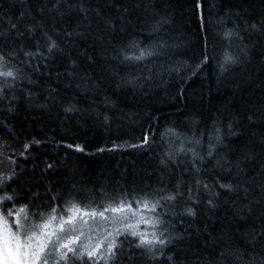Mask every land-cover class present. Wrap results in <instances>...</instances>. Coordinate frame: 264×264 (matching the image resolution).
<instances>
[{
    "label": "snow or ice",
    "instance_id": "6c2138e0",
    "mask_svg": "<svg viewBox=\"0 0 264 264\" xmlns=\"http://www.w3.org/2000/svg\"><path fill=\"white\" fill-rule=\"evenodd\" d=\"M46 3L45 6H38L35 12L31 9L21 11L13 19L9 13L15 4L9 3L6 8L5 0H0V131L7 134V137H0V264H182L176 249L180 244H189L192 233L188 228L179 231L177 224L183 225L189 217L193 220L198 218L202 207L212 211L222 203L229 205L234 215L246 223L253 205L257 203L249 201L241 204L242 200H248L253 194L256 185L255 177L248 178L246 165L256 157L244 151L234 159L230 158V144L225 143L226 137L241 135L235 129L240 127L244 118L238 115H217L203 129H189L191 134L179 131L175 126L166 127L162 132L154 130L151 121L156 118H149L147 129L142 128L140 136L136 138L138 142L124 144L143 152L163 145L157 159L161 173H166L168 180L165 181L161 175L156 187L117 184L111 191L102 190L85 202L77 199L81 190L75 185L55 194L49 185L48 190L41 194L32 189L39 187L43 181L24 179L21 182V177L29 171L20 164L21 158L32 161L33 177L41 163L44 165L40 170L43 174L49 170L55 171L60 162L55 157L40 158V150L52 138L19 139L11 123V118L19 111L18 101L23 99L30 106L41 108L59 103L66 115L81 111L77 107L78 101H68L65 106L64 101L58 99L59 92L55 88L45 89L48 95L44 104H35L39 94L32 91V86H39V83L32 76L44 75L41 69H46L51 77L50 65L55 63L59 67V63H62L65 70L55 74L57 81L64 77L79 81L75 87L85 94L101 91V81L94 80L87 71H80L81 60L96 63V58L89 55L88 48L79 50L77 43L85 37V31L81 28L91 31V21L87 26L72 27L68 24L58 27L53 13L63 21L66 15L61 11L63 2L57 0L51 8ZM67 10L78 11L85 19L93 11L101 17L104 31H99L98 26L97 30L91 31V35L93 43L102 48L99 55L105 65L117 61L128 68H141L166 54L165 42L146 43L128 34L130 22L126 20L127 8L123 9L121 15L112 17L91 8L89 0H80L77 5L68 4ZM194 12L198 16L202 35L199 57L193 62L177 61L170 68L161 66L163 72L176 73L182 81L203 72L210 60L215 58L209 55L210 41L207 35L213 22L204 14L203 0H194ZM45 13L51 18V23ZM225 17L231 20L232 28H224V17L215 21V25L222 29V33L217 34L222 35L229 44L233 39L243 41L241 30L264 32V21L250 23L243 20L241 12L228 9ZM163 23L167 21H156L151 26V33H158ZM105 35L110 37L107 41ZM116 37L121 38L113 43ZM242 51L246 53V48ZM238 63H241L240 56L225 50L218 68L223 73ZM112 76L118 88H135L142 86L141 81L152 79L153 73L149 71L145 76L134 75L131 71L127 75L113 72ZM181 95L183 91H178L177 96ZM103 104L105 108L109 105L115 107L107 96ZM96 114L105 123L110 121L108 115L101 112ZM253 115H248L246 119L251 122ZM199 123L193 121L194 125ZM157 135L160 144L157 143ZM61 146L74 148L79 153L85 151V146L76 143H57L58 148ZM118 147L120 145L114 144L113 148L102 147L97 152L113 151ZM33 149L36 155H33ZM221 152L229 154L220 155ZM14 184L17 187L13 188ZM258 187L264 192V185ZM25 192L28 194L25 195ZM222 195L232 199L221 201ZM21 200L27 203H20ZM203 232L207 233L206 245L209 241L217 243V238L208 231L207 225ZM196 235H201V229H196ZM230 241L229 235L227 246L221 248L217 259H198L197 264H264V225L259 231L252 228L245 233V251L233 247Z\"/></svg>",
    "mask_w": 264,
    "mask_h": 264
},
{
    "label": "trees",
    "instance_id": "16d2710c",
    "mask_svg": "<svg viewBox=\"0 0 264 264\" xmlns=\"http://www.w3.org/2000/svg\"><path fill=\"white\" fill-rule=\"evenodd\" d=\"M56 2L57 0H48L47 3L46 0H5V7L7 8L9 3L15 4L9 13L15 19L21 11L31 9L35 12L38 6H45V3L51 8ZM62 2L61 11L66 13L63 21L58 14L53 13L58 27L68 24L72 27L87 26L90 20L91 31L97 30L98 26L99 31H104L101 17H98L95 11L89 13L88 19L78 11L68 12V4L77 5L80 0H62ZM203 4L205 16L213 22L207 35L210 41L209 55L215 58L210 60L203 72L182 81L176 73L163 72L161 66L170 68L177 61L193 62L199 57L202 50V35L198 16L194 12V0H89V6L100 10L102 15L117 17L127 8L126 20L130 22L128 34L146 43L165 42L166 54L141 68H128L117 61L105 65L104 59L99 55L102 52L101 46L93 43L91 31L81 28L85 31V37L77 42L79 50L88 48L89 55L96 58V63L89 64L81 60L80 71H87L94 80L101 81V91L85 94L75 87L79 81H72L67 77L57 81L55 74L65 70V65L58 60L59 67L55 63L50 65L51 77L48 76L46 69H41L44 75L32 76V79L39 83V86H32V91L39 94L34 103L44 104L48 95L45 89L55 88L59 92L58 99L64 101L65 106L68 101L73 103L78 101L77 107L81 111L66 115L59 103L41 108L30 106L21 99L18 101L19 111L11 118L20 140L33 137L40 140L52 138L51 142L40 150V158L43 160L55 157L60 162L55 171L49 170L43 174L40 170L44 165L41 163L33 177L32 161L21 158L20 164L29 170L21 177V182L24 179L43 181L44 183L39 187L32 189L41 194L48 190L49 185L53 194L60 190L67 191L75 185L81 190L77 199H83L85 202L102 190L111 191L117 184L125 187L133 185L156 187L159 185L161 175L164 176L165 181L168 180L167 174L161 173L158 166L157 155L162 151L163 145L154 147L152 151L143 152L126 147L124 144V142L129 144L138 142L136 138L140 136L142 128L147 129L149 118H156L151 123L154 130L158 129L160 132L169 126H175L182 132H189L193 127L203 129L220 114L225 117L238 115L244 118L240 127L235 129L241 135L226 137L225 143L230 144V158L234 159L244 151L256 157L246 165L248 178H256L255 191L248 200H242L241 204H247L249 201H257V203L253 205L246 223L234 215L232 207L222 203L212 211L202 207L198 218L193 220L189 217L185 219L183 225L177 224L179 231L188 228L192 233L189 244H180L176 249L182 264H197L198 259L202 261L217 259L221 248L227 246L229 235L231 245L245 251V233L252 228L259 231L264 225V192L258 187L264 185V173H262L264 32L241 30L243 41L233 39L229 44L228 40L217 34L222 33V29L215 25V21L224 17L226 20L224 28L233 27L231 20L225 17L228 9L241 12L243 20L250 23L264 21V0H203ZM45 16L51 23L47 13ZM160 20H166L167 23L162 24L158 33L152 34L151 26ZM241 26L243 27L242 21ZM109 38L105 35V41ZM120 38L116 37L113 43ZM245 48L246 53L242 51ZM225 50L240 56L241 63L232 65L222 73L218 68V62ZM73 58H75V50ZM157 69H160V72H157ZM130 71L134 75L145 76L151 71L153 78L141 81L142 86L118 88L112 73L127 75ZM69 84L72 86L69 87ZM178 91H183V95L177 96ZM17 95L19 96L20 93ZM105 96L109 97L115 107L109 105L105 108L103 104ZM97 112L108 115L110 121L105 123L97 117ZM248 115H253L251 122L246 119ZM194 120L201 123L194 125ZM0 137H7V134L0 131ZM61 141L63 145L76 143L85 146V151L79 153L74 148L67 149L63 146L58 148L57 143ZM157 143H161L159 135H157ZM114 144L120 147L113 151L97 152L98 148H113ZM8 151L11 154V149ZM89 153L93 154L89 155ZM229 153L221 152L220 155ZM36 154V150L33 149V155ZM12 187L15 188L17 185L14 184ZM225 199L232 198L225 195L220 197L221 201ZM20 203L27 201L21 200ZM189 225L192 227L189 228ZM206 225L208 231L217 238V243L209 241L207 245L205 244L207 233L203 232V229ZM197 228L201 229L200 236L196 235ZM257 256L259 258L258 253Z\"/></svg>",
    "mask_w": 264,
    "mask_h": 264
}]
</instances>
